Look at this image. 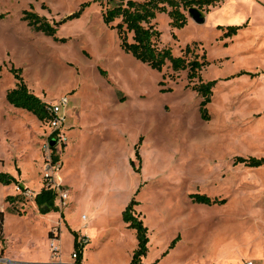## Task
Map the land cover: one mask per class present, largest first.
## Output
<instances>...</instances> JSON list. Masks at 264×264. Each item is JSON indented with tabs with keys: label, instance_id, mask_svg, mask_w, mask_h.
Returning a JSON list of instances; mask_svg holds the SVG:
<instances>
[{
	"label": "rangeland",
	"instance_id": "obj_1",
	"mask_svg": "<svg viewBox=\"0 0 264 264\" xmlns=\"http://www.w3.org/2000/svg\"><path fill=\"white\" fill-rule=\"evenodd\" d=\"M88 1L0 0V173H23L38 189L51 135L47 123L7 102L17 84L11 70L20 69L46 103L70 102L68 143L50 153L68 186L69 199L56 200L68 225L58 239L60 212L50 223L38 220L35 202L7 195L14 184L0 183V264H75L68 226L89 236L83 264H131L137 238L123 212L132 199L149 229L144 264H264V167L235 164L264 158V26L232 43L219 29L232 20L226 2L212 6L204 24L189 18L182 29L157 16L163 46L175 56L190 46L210 63L201 73L216 81L206 120L197 82L125 52L100 5L65 20ZM25 11L46 18L56 34L34 31ZM201 196L224 203L200 204Z\"/></svg>",
	"mask_w": 264,
	"mask_h": 264
},
{
	"label": "trees",
	"instance_id": "obj_2",
	"mask_svg": "<svg viewBox=\"0 0 264 264\" xmlns=\"http://www.w3.org/2000/svg\"><path fill=\"white\" fill-rule=\"evenodd\" d=\"M222 2L224 0H89L81 5V9L77 13L67 17L65 20L80 17L84 10L92 4L100 5L104 9V23L117 31L121 47L125 52L160 72L168 66L174 73L187 72L188 82L190 84L197 82L193 86V90L199 97L203 98L200 113L203 118L208 120L210 115L207 106L212 102L216 81H203L201 73L210 63L205 55L199 57L198 54H194L190 46H187L182 56H175L171 48L162 45V32L154 22L159 14H167L171 19L172 29H182L186 26L189 18L202 20L209 13L212 6L215 7ZM23 21L27 22L38 33H43L47 36L56 34L57 29L46 18L34 12L25 11ZM243 28L244 26H230L226 28L220 27L219 29L226 30L223 37L231 39L237 36ZM190 55L191 59L188 58ZM11 72L14 74L17 84L14 89L7 92V102L16 109L33 114L40 122L48 124L50 115L47 111V103L31 92L22 78L20 69L13 68ZM244 74L247 73L243 72L240 75ZM248 75L250 74L248 73ZM55 160H57L56 157ZM131 163L133 166V162ZM235 164H243L249 168H261L264 167V158L245 159L238 157ZM0 183L24 187L15 177L5 173H0ZM16 199L17 197H8L7 201L13 202ZM56 200V191L43 188L37 195L35 203L41 213L60 212L61 219H64L63 212L56 206ZM198 201L200 204L209 206L224 203V201L220 200H211L207 196L199 197ZM138 205L139 202L132 199L123 212V221L128 225L129 229L135 232L137 238V248L133 252L131 264H144L143 259L149 253V229L140 215L135 212V207ZM19 214L22 215L21 213ZM4 217V213L0 212L1 233L3 232ZM70 232L74 235L73 253L76 255L75 264H83L84 250L90 240L71 229ZM49 238L53 239L52 231L49 233ZM178 241L179 238L172 241L169 249H173Z\"/></svg>",
	"mask_w": 264,
	"mask_h": 264
},
{
	"label": "built area",
	"instance_id": "obj_3",
	"mask_svg": "<svg viewBox=\"0 0 264 264\" xmlns=\"http://www.w3.org/2000/svg\"><path fill=\"white\" fill-rule=\"evenodd\" d=\"M69 99L67 97H63L58 102L55 103H47V111L50 115V119L48 121V127L50 128L51 135L49 137V143L46 144V150L48 152L47 158L44 161V170H43V188L46 190H53L57 192V198L61 200V202H65L69 199V191L65 189V186L59 176V173L62 168V164L60 161L55 160L51 156V143L54 142V146L65 147L68 143V132H67V123H68V115L67 110L69 108ZM14 192L19 196H22L24 199L28 201L35 202L37 195L39 194L35 190L30 188L21 187L19 185L14 186ZM17 197V196H16ZM35 204V203H34ZM2 208V207H1ZM85 219V217H83ZM89 240V238L85 235H82ZM52 240V239H51ZM53 242V240H52ZM54 243H51L53 246ZM72 257L76 260V255L73 253Z\"/></svg>",
	"mask_w": 264,
	"mask_h": 264
},
{
	"label": "crops",
	"instance_id": "obj_4",
	"mask_svg": "<svg viewBox=\"0 0 264 264\" xmlns=\"http://www.w3.org/2000/svg\"><path fill=\"white\" fill-rule=\"evenodd\" d=\"M224 2H226V5L228 6L226 11L229 13L230 18H232V20H230V22L227 24V26H224V27L244 26V28L238 33L237 36L230 39L232 41V43L234 42V39L237 38L238 36H240L241 34H244L245 32H249V31H253L258 26H264V0H224ZM221 4L222 3H220L219 5H221ZM42 100H43V102H46L44 99H42ZM21 111H23V110H21ZM10 175L15 177L19 181V183L26 188H30L32 190H35L38 193H40L43 189V184H41L38 189L33 188L30 183H28L27 181L24 180L23 173H22V175L19 174L18 177L15 176L14 174L13 175L10 174ZM14 186H15V184H14ZM64 186L68 187L66 184H64ZM12 192L15 193L14 191L11 190V192H9L7 195L12 194ZM12 197H14V196H12ZM4 207H6V206H0V212H3V213L5 212ZM62 212L64 214V219H61V213H60L59 218L56 220V221L59 220V223H60L59 239L61 237V226L63 228H65V225L66 224L68 225V223L66 222L65 211H62ZM55 214L56 213H54V212H50L47 214H41L39 209L37 208V213H35V211H34L33 217H35L38 220L46 221L47 223L48 222L50 223V221H48V220L51 219V217L55 216ZM4 216H5V213H4ZM56 226H57V222H53V224L48 227V237H49V233ZM68 227L71 230L76 231V232L80 233L81 235H85L89 238V236L87 235L85 230L84 231L79 230V229L74 230L70 226H68ZM67 231H68V229H67ZM50 241L52 243V240H50ZM38 264H41V263H38Z\"/></svg>",
	"mask_w": 264,
	"mask_h": 264
},
{
	"label": "water",
	"instance_id": "obj_5",
	"mask_svg": "<svg viewBox=\"0 0 264 264\" xmlns=\"http://www.w3.org/2000/svg\"><path fill=\"white\" fill-rule=\"evenodd\" d=\"M194 22H196L197 24H204L205 23V18L202 20H199L198 18H193ZM52 146H54V142L51 143Z\"/></svg>",
	"mask_w": 264,
	"mask_h": 264
}]
</instances>
